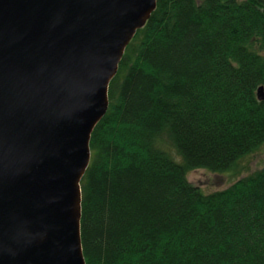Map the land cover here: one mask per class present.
Returning <instances> with one entry per match:
<instances>
[{"label":"trees","instance_id":"1","mask_svg":"<svg viewBox=\"0 0 264 264\" xmlns=\"http://www.w3.org/2000/svg\"><path fill=\"white\" fill-rule=\"evenodd\" d=\"M264 0H159L126 48L82 185L87 264H264ZM173 147L182 161L170 151Z\"/></svg>","mask_w":264,"mask_h":264},{"label":"water","instance_id":"2","mask_svg":"<svg viewBox=\"0 0 264 264\" xmlns=\"http://www.w3.org/2000/svg\"><path fill=\"white\" fill-rule=\"evenodd\" d=\"M158 1L0 0V264H87L92 133Z\"/></svg>","mask_w":264,"mask_h":264},{"label":"rangeland","instance_id":"3","mask_svg":"<svg viewBox=\"0 0 264 264\" xmlns=\"http://www.w3.org/2000/svg\"><path fill=\"white\" fill-rule=\"evenodd\" d=\"M173 156L182 161L176 150L170 146ZM264 167V146L258 151L245 156L238 164L227 172H213L205 168L191 170L188 173V180L209 194L226 189L232 184L246 176H249Z\"/></svg>","mask_w":264,"mask_h":264}]
</instances>
